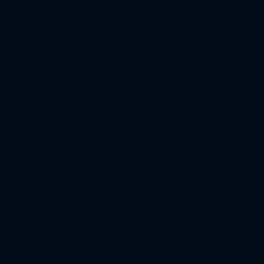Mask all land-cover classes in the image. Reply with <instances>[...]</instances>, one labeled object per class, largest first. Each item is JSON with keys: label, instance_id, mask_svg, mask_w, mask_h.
<instances>
[{"label": "water", "instance_id": "95a60500", "mask_svg": "<svg viewBox=\"0 0 264 264\" xmlns=\"http://www.w3.org/2000/svg\"><path fill=\"white\" fill-rule=\"evenodd\" d=\"M0 264H264V0H0Z\"/></svg>", "mask_w": 264, "mask_h": 264}]
</instances>
